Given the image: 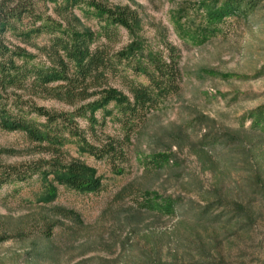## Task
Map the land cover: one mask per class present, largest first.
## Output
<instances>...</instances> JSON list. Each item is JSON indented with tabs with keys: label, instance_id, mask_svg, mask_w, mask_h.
Here are the masks:
<instances>
[{
	"label": "trees",
	"instance_id": "16d2710c",
	"mask_svg": "<svg viewBox=\"0 0 264 264\" xmlns=\"http://www.w3.org/2000/svg\"><path fill=\"white\" fill-rule=\"evenodd\" d=\"M90 1L103 21L96 31L79 30L71 16L58 21L43 16L45 0H0V82L6 91L0 95V130L23 132L52 157L23 170L4 169L0 185L63 170L69 189L100 190L93 168L78 158L66 160L62 148L68 135L85 142L77 118L86 117L93 125L88 112L110 104L120 117L123 137L107 135L100 146L87 145L88 151L123 162L130 134L140 130L137 134L151 147L144 163L145 180L118 192V200L133 194L136 204H110L92 235L76 227L81 223L72 211L51 206L17 221L0 215V243L13 238L25 247L9 256L14 264L59 262L65 244H56L57 229L58 238L68 242L86 238L78 246L81 259L75 264H242L233 259L234 250L253 243L255 228L264 220V107L250 113L246 126L219 124L192 107L179 122L144 132L148 112L178 91L179 69L172 58L155 65L156 76L148 84L126 79L123 54L112 44L115 26L126 24L131 13H117L98 0ZM216 2L212 10L216 19L264 10V0ZM117 78L124 81L128 94L110 83ZM36 99H55L72 110H49L37 105ZM185 149L200 171L179 187L185 194L194 193L197 201L153 188L169 179L168 171L180 165L178 152ZM113 169L118 172L117 165ZM207 172L208 184L199 177ZM100 246L106 249L104 255L87 256Z\"/></svg>",
	"mask_w": 264,
	"mask_h": 264
},
{
	"label": "rangeland",
	"instance_id": "374dc122",
	"mask_svg": "<svg viewBox=\"0 0 264 264\" xmlns=\"http://www.w3.org/2000/svg\"><path fill=\"white\" fill-rule=\"evenodd\" d=\"M98 1L114 12L131 13L126 24L115 26L116 37L112 44L114 50L123 54L126 79L148 84L156 76L155 65L169 63L172 58L179 69L178 91L148 112L149 127L144 128V132L151 134L158 126L179 122L189 115L188 110L192 107L215 118L219 124L234 128L244 122L246 126L250 113L264 107V10L252 16L227 15L216 19L212 15L215 0ZM221 2L223 0L216 3ZM90 3V0H45L42 13L56 21L61 16H71L79 30L96 31L103 21ZM27 50L35 52L30 47ZM110 83L128 94L122 79H113ZM5 92L0 82V95ZM35 101L49 110H72L55 99ZM88 114L93 116V125L86 117L76 119L85 142L68 135L62 148L63 157L66 160L78 158L91 166L94 176L102 184L101 189L84 193L71 190L66 185L63 170L11 179L0 185V215L17 221L33 216L41 208L61 206L77 215L76 221L81 225L76 227H84L81 230L86 231L82 232L92 235L98 223H102L101 215L110 204H136L133 194L127 193L123 200H118L117 194L124 186L145 180L144 163L151 152L146 137L140 138L137 134L140 130L136 128L132 131L125 145L126 160L123 162L96 157L89 153L87 145L100 146L107 135L122 138L124 130L112 104L93 107ZM190 136L194 139L195 132ZM43 148L30 142L23 132L0 130V174L10 167L23 170L35 162L49 161L52 157ZM177 158L180 165L168 171L169 179L162 186L155 183L153 188L165 195L197 201L194 193L181 192L179 184L196 176L199 165L186 149L178 152ZM114 164L118 172L113 169ZM199 177L209 183L208 172L199 174ZM66 224L71 226L69 221ZM59 233L57 229L56 244H65L64 253L59 262L57 259V262L45 264H75L81 259L78 246L86 238L68 242L65 238H58ZM254 235L256 240L253 243L243 245L239 251L234 250L233 259L242 264H264V220L255 228ZM24 248L13 238L0 243V256L4 257L0 264H14L9 256L15 251L22 252ZM97 253L104 255L106 249L95 247L87 256Z\"/></svg>",
	"mask_w": 264,
	"mask_h": 264
}]
</instances>
